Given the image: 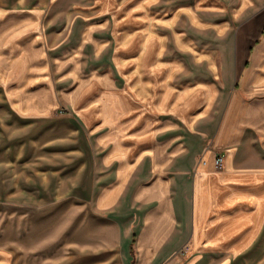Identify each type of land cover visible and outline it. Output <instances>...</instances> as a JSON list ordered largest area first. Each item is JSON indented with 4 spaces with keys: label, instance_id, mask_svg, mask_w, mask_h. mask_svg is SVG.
<instances>
[{
    "label": "crops",
    "instance_id": "crops-1",
    "mask_svg": "<svg viewBox=\"0 0 264 264\" xmlns=\"http://www.w3.org/2000/svg\"><path fill=\"white\" fill-rule=\"evenodd\" d=\"M58 117L86 211L41 264H264V0H0V124Z\"/></svg>",
    "mask_w": 264,
    "mask_h": 264
},
{
    "label": "rangeland",
    "instance_id": "rangeland-1",
    "mask_svg": "<svg viewBox=\"0 0 264 264\" xmlns=\"http://www.w3.org/2000/svg\"><path fill=\"white\" fill-rule=\"evenodd\" d=\"M67 122L65 118H56L53 124L57 133L51 130L50 122L42 131L26 130L23 134L18 130L3 129L0 124V197H26L28 200L36 197L37 201L43 202L39 209H35L14 200L0 199V250L13 251V264L58 260L66 254L67 229L82 222L85 210L82 203L60 198L75 185L73 173L78 169L69 168L70 153L49 151L51 133L56 134L62 144L77 140L72 133L75 129L67 128L74 125ZM68 131L72 134L68 135ZM38 144H43L42 153H38V166L33 162L31 167L20 168V159L28 156L27 160H34L29 155H35V145Z\"/></svg>",
    "mask_w": 264,
    "mask_h": 264
},
{
    "label": "built area",
    "instance_id": "built-area-1",
    "mask_svg": "<svg viewBox=\"0 0 264 264\" xmlns=\"http://www.w3.org/2000/svg\"><path fill=\"white\" fill-rule=\"evenodd\" d=\"M221 161H222V157L220 155H218L216 157V159H215V165H216V167H218V168L220 167Z\"/></svg>",
    "mask_w": 264,
    "mask_h": 264
}]
</instances>
